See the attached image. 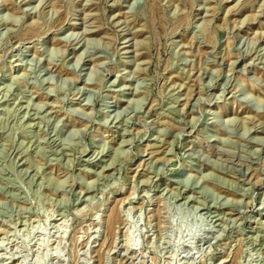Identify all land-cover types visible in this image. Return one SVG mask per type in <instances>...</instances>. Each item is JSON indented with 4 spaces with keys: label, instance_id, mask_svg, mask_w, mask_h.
I'll use <instances>...</instances> for the list:
<instances>
[{
    "label": "rangeland",
    "instance_id": "rangeland-1",
    "mask_svg": "<svg viewBox=\"0 0 264 264\" xmlns=\"http://www.w3.org/2000/svg\"><path fill=\"white\" fill-rule=\"evenodd\" d=\"M0 264H264V0H0Z\"/></svg>",
    "mask_w": 264,
    "mask_h": 264
}]
</instances>
